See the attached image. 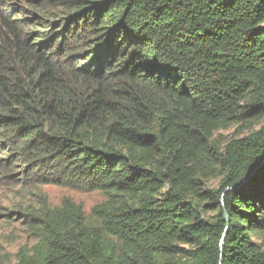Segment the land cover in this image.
Listing matches in <instances>:
<instances>
[{"label": "trees", "instance_id": "1", "mask_svg": "<svg viewBox=\"0 0 264 264\" xmlns=\"http://www.w3.org/2000/svg\"><path fill=\"white\" fill-rule=\"evenodd\" d=\"M13 1L0 175L105 196L35 209L15 264H264V0Z\"/></svg>", "mask_w": 264, "mask_h": 264}, {"label": "rangeland", "instance_id": "2", "mask_svg": "<svg viewBox=\"0 0 264 264\" xmlns=\"http://www.w3.org/2000/svg\"><path fill=\"white\" fill-rule=\"evenodd\" d=\"M26 1L14 0L12 7L33 10ZM235 134L236 127L231 126L215 131L213 139L216 144L223 146ZM209 184L216 186L217 180L212 179L208 181ZM64 197H70L82 206L88 224H96L91 210L105 200L101 191H83L54 184L34 185L16 177L6 175L2 178L0 175V264H15L21 252H32L37 239L27 224L30 213L45 202L51 207L59 206Z\"/></svg>", "mask_w": 264, "mask_h": 264}, {"label": "water", "instance_id": "3", "mask_svg": "<svg viewBox=\"0 0 264 264\" xmlns=\"http://www.w3.org/2000/svg\"><path fill=\"white\" fill-rule=\"evenodd\" d=\"M225 220L227 221L228 220V217H227V214L225 213Z\"/></svg>", "mask_w": 264, "mask_h": 264}]
</instances>
